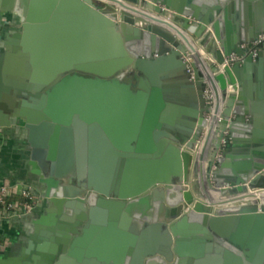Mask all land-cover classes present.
I'll return each mask as SVG.
<instances>
[{"label":"water","instance_id":"1","mask_svg":"<svg viewBox=\"0 0 264 264\" xmlns=\"http://www.w3.org/2000/svg\"><path fill=\"white\" fill-rule=\"evenodd\" d=\"M102 1L0 0V183L48 204L0 264H264V0Z\"/></svg>","mask_w":264,"mask_h":264},{"label":"built area","instance_id":"2","mask_svg":"<svg viewBox=\"0 0 264 264\" xmlns=\"http://www.w3.org/2000/svg\"><path fill=\"white\" fill-rule=\"evenodd\" d=\"M102 8L104 10L106 9H114L116 10V13L118 15V12L120 11V8H118L115 5H109L107 2L98 0ZM128 7H132L134 9H138L142 11V8L133 6L130 4H126ZM151 15L155 16V14ZM134 16V15H133ZM205 37L206 41H213L211 32L209 29H207L203 36ZM202 38V39H203ZM197 39V42H192L194 44V48L196 49V52L198 53L199 60L201 64L198 62V60L195 58V56L189 52L185 58V61L190 64L194 63L195 67L201 72L202 77L204 79V83L206 85L205 90V99L207 103L210 105V114L206 117L207 119H211L213 115V111L215 108V95L212 90V87L210 86L208 80L205 78V76L202 73V67L204 70L208 73L210 78H213V74L210 71L211 66L217 67L219 70H222L226 66H232L235 62L239 61V58L232 54L229 58H223L222 62L219 63L216 59H214L209 53L206 52L203 45H201V40ZM246 47L252 56L254 57L258 52L264 51V37H259L257 41L254 43H251L249 45L244 46ZM188 72L191 73V68L188 67ZM222 108V104L220 103V110ZM0 135H2V132L0 130ZM2 139L4 140L3 136L0 138V152L3 147ZM222 146L224 147V141H222ZM264 195V191L261 190H251L248 189L246 195ZM259 203H264L263 200H257ZM247 201H243L241 203H246ZM46 201L39 197L32 189L29 187H25L19 183H13L10 181H4L0 183V253L5 251L12 243V239L9 235L11 229H8V232H3L2 228L6 222H8L11 219L20 218L25 215H32L35 214L45 207Z\"/></svg>","mask_w":264,"mask_h":264},{"label":"crops","instance_id":"3","mask_svg":"<svg viewBox=\"0 0 264 264\" xmlns=\"http://www.w3.org/2000/svg\"><path fill=\"white\" fill-rule=\"evenodd\" d=\"M216 47H217V45H216V43H211L210 44V50H212V51H216ZM262 74H263V76H264V67L262 68ZM251 84H252V86H255V90L257 91L258 90V87L259 86H261V85H263L264 86V77H263V80H261V81H259L258 79H252V82H251ZM255 100H256V102H263L264 103V100H259V99H257V98H255ZM232 119H233V117H232ZM248 119V118H247ZM264 119V118H263ZM247 121V120H246ZM2 137V135H0V138ZM4 138V137H3ZM2 145H3V147H2V149H1V152H5L6 151V143H5V138H4V140L2 139ZM48 204L47 203H45V207L47 206Z\"/></svg>","mask_w":264,"mask_h":264},{"label":"rangeland","instance_id":"4","mask_svg":"<svg viewBox=\"0 0 264 264\" xmlns=\"http://www.w3.org/2000/svg\"><path fill=\"white\" fill-rule=\"evenodd\" d=\"M105 11H107V12H110V13H114V14H117L116 13V10H114V9H106ZM192 41H194V42H197V39H194V38H192Z\"/></svg>","mask_w":264,"mask_h":264},{"label":"flooded vegetation","instance_id":"5","mask_svg":"<svg viewBox=\"0 0 264 264\" xmlns=\"http://www.w3.org/2000/svg\"><path fill=\"white\" fill-rule=\"evenodd\" d=\"M5 26H6V27L9 26V24H5ZM5 26H4V27H5ZM2 29H3V28H2ZM0 31H2V30L0 29ZM224 147H225V146H224ZM224 147L222 148V150H224ZM9 235H10L11 239H13L15 233L10 231Z\"/></svg>","mask_w":264,"mask_h":264},{"label":"bare ground","instance_id":"6","mask_svg":"<svg viewBox=\"0 0 264 264\" xmlns=\"http://www.w3.org/2000/svg\"><path fill=\"white\" fill-rule=\"evenodd\" d=\"M149 15H151V14H149ZM162 21H165V22H166V21H168V20L163 18V20H162ZM190 44H191V45H192V47L194 48V44H193L192 42H190ZM194 49H195V48H194ZM195 50H196V49H195Z\"/></svg>","mask_w":264,"mask_h":264}]
</instances>
